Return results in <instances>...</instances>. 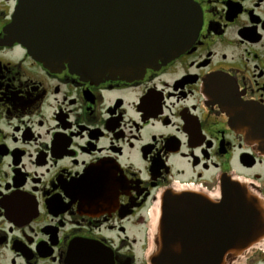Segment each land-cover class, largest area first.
Listing matches in <instances>:
<instances>
[{
    "label": "flooded vegetation",
    "instance_id": "flooded-vegetation-1",
    "mask_svg": "<svg viewBox=\"0 0 264 264\" xmlns=\"http://www.w3.org/2000/svg\"><path fill=\"white\" fill-rule=\"evenodd\" d=\"M19 1L0 0V264H151L167 197L264 203V0H190L191 46L102 81L12 42ZM183 218L198 257L264 264V239L233 258L211 215Z\"/></svg>",
    "mask_w": 264,
    "mask_h": 264
},
{
    "label": "water",
    "instance_id": "water-1",
    "mask_svg": "<svg viewBox=\"0 0 264 264\" xmlns=\"http://www.w3.org/2000/svg\"><path fill=\"white\" fill-rule=\"evenodd\" d=\"M200 24L190 0H20L6 31L51 70L68 65L89 80H130L191 46ZM236 129L241 132L240 125ZM221 197L218 203L197 195L167 197L150 263L224 264L223 254H195L183 234L192 231L182 224L189 213L211 215L217 247L227 246L233 258L263 240L264 203L240 183L223 187Z\"/></svg>",
    "mask_w": 264,
    "mask_h": 264
}]
</instances>
